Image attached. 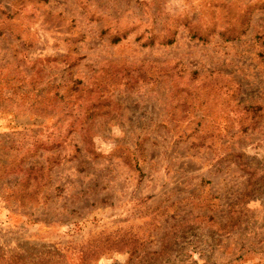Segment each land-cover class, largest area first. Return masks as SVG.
Segmentation results:
<instances>
[{
    "label": "rangeland",
    "instance_id": "rangeland-1",
    "mask_svg": "<svg viewBox=\"0 0 264 264\" xmlns=\"http://www.w3.org/2000/svg\"><path fill=\"white\" fill-rule=\"evenodd\" d=\"M82 253L264 264V0H0V264Z\"/></svg>",
    "mask_w": 264,
    "mask_h": 264
},
{
    "label": "trees",
    "instance_id": "trees-1",
    "mask_svg": "<svg viewBox=\"0 0 264 264\" xmlns=\"http://www.w3.org/2000/svg\"><path fill=\"white\" fill-rule=\"evenodd\" d=\"M171 42V40H168L167 41V43H170ZM83 257V258H82ZM84 257H86V255L84 254V253H82V255H81V263L83 264L84 263Z\"/></svg>",
    "mask_w": 264,
    "mask_h": 264
}]
</instances>
